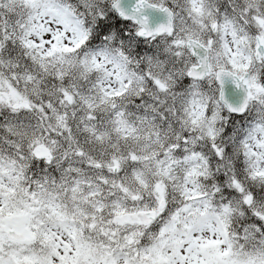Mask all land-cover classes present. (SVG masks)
Instances as JSON below:
<instances>
[{
	"label": "snow or ice",
	"instance_id": "6c2138e0",
	"mask_svg": "<svg viewBox=\"0 0 264 264\" xmlns=\"http://www.w3.org/2000/svg\"><path fill=\"white\" fill-rule=\"evenodd\" d=\"M0 264H264V0H0Z\"/></svg>",
	"mask_w": 264,
	"mask_h": 264
}]
</instances>
